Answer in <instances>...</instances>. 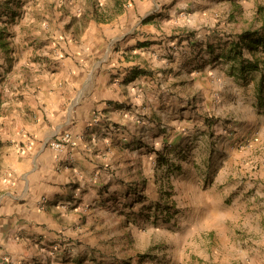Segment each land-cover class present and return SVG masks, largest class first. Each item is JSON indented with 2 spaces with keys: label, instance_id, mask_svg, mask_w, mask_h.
Returning <instances> with one entry per match:
<instances>
[{
  "label": "rangeland",
  "instance_id": "374dc122",
  "mask_svg": "<svg viewBox=\"0 0 264 264\" xmlns=\"http://www.w3.org/2000/svg\"><path fill=\"white\" fill-rule=\"evenodd\" d=\"M129 2L51 1L57 60L68 57L62 46L71 36L78 40L79 26L110 22L127 11ZM148 3L152 11L137 20L133 31L139 40L128 57L135 63L130 74L146 75L154 88L146 95L144 114L126 105L135 119H145L146 128L104 152L95 150L105 163L99 198L90 201L74 193L69 199L78 202L66 209L76 216L60 223L50 238L32 241L37 253L23 264H264V44L244 46L241 56L232 48L245 30L264 33V0ZM172 6L174 14L159 11ZM65 12L74 30L71 22L63 26ZM31 14L41 18L36 10ZM129 19L123 18L120 29L133 26ZM152 29L160 31L159 42ZM114 35L108 37V55L123 51L129 39ZM163 41L167 45L158 48V66L144 68L135 61L142 48ZM43 46L36 58L49 57ZM249 61L257 69L241 70ZM22 118L31 122L33 116ZM112 128L106 130L119 133L121 124ZM9 130L2 124V152L10 144L3 139ZM65 133L74 142L70 150L76 142L72 131L62 129L54 139Z\"/></svg>",
  "mask_w": 264,
  "mask_h": 264
},
{
  "label": "crops",
  "instance_id": "0c3cea01",
  "mask_svg": "<svg viewBox=\"0 0 264 264\" xmlns=\"http://www.w3.org/2000/svg\"><path fill=\"white\" fill-rule=\"evenodd\" d=\"M18 1L0 0L1 143L2 124L12 128L3 137L4 143L10 140L3 152L0 145V264H23L37 253L32 241L50 238L60 230V223L72 221L76 215L66 208L78 201L71 202L70 197L83 196L90 201L99 198L104 173L101 166L105 163L95 150L102 148L104 152L112 143L130 139L146 128L145 119H135L127 107L137 106L136 112L144 114L149 100L146 95L154 88L146 75L130 74L129 66L135 63L130 61L133 57H128L138 39L133 30L152 11L148 9L149 0H130L127 11L117 13L110 22L90 20L84 27L79 26L82 36L77 35V41L71 36V41L62 46L68 54L63 60L55 57L57 35H53L48 12L53 0H22V9H18ZM33 10L41 18H35ZM159 11L174 14L177 7ZM69 15H62L63 26L72 23ZM127 16L135 23L120 29V22ZM74 27L72 23L71 29ZM149 31L155 35L153 40H160V31ZM114 33L129 35V39L123 51L108 55V37ZM41 43V51L50 58H36ZM102 45H106V51L100 57L96 52L95 56ZM166 45L163 41L142 48L135 61L144 68L158 66L156 59L162 51L158 48ZM9 106L12 109L8 115ZM96 114L99 118L95 121ZM22 116L33 119L26 122ZM118 123L119 133L106 130ZM62 129L72 131L75 146L63 152L46 147Z\"/></svg>",
  "mask_w": 264,
  "mask_h": 264
},
{
  "label": "trees",
  "instance_id": "16d2710c",
  "mask_svg": "<svg viewBox=\"0 0 264 264\" xmlns=\"http://www.w3.org/2000/svg\"><path fill=\"white\" fill-rule=\"evenodd\" d=\"M262 29H264V24L262 25ZM257 37V39H256ZM239 40H235L232 43V48L234 49L235 53L238 55H242V49L244 46H247L249 49L257 48L259 44H264V33H261L259 30H245L238 36ZM4 44L2 43V46ZM257 64L255 62L249 61L247 66L242 67L241 70H253L257 69ZM264 84V74L261 76V83H260V90L262 92V86Z\"/></svg>",
  "mask_w": 264,
  "mask_h": 264
},
{
  "label": "built area",
  "instance_id": "2783aa9c",
  "mask_svg": "<svg viewBox=\"0 0 264 264\" xmlns=\"http://www.w3.org/2000/svg\"><path fill=\"white\" fill-rule=\"evenodd\" d=\"M73 139L70 133H65L63 136L57 139H52L48 142V145L57 152H63L68 150L73 145Z\"/></svg>",
  "mask_w": 264,
  "mask_h": 264
}]
</instances>
